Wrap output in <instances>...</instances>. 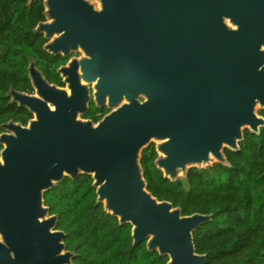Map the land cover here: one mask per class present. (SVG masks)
<instances>
[{"label":"water","instance_id":"95a60500","mask_svg":"<svg viewBox=\"0 0 264 264\" xmlns=\"http://www.w3.org/2000/svg\"><path fill=\"white\" fill-rule=\"evenodd\" d=\"M34 0H30L29 3ZM45 0L36 31L44 48L86 56L59 69L69 88L51 84L30 57L36 93L11 88L27 107V125L2 124L0 264H72L44 193L65 176L90 174L97 203L132 225L133 244L167 255V264H205L194 232L213 214L184 215L147 188L142 150L171 180L191 167L229 164L245 130L264 116V0ZM110 111L97 123L79 117L89 88ZM143 99H142V98Z\"/></svg>","mask_w":264,"mask_h":264},{"label":"trees","instance_id":"16d2710c","mask_svg":"<svg viewBox=\"0 0 264 264\" xmlns=\"http://www.w3.org/2000/svg\"><path fill=\"white\" fill-rule=\"evenodd\" d=\"M0 0V133L13 120L27 124L33 117L25 106L11 102V88L32 93L30 57L46 78L63 85L57 72L66 62L44 48L47 38L36 31L46 19L44 0ZM94 105L86 116L97 118ZM264 112V111H263ZM264 114V113H263ZM1 149V145H0ZM154 142L142 150L141 165L148 190L159 200L171 201L184 215L212 213V220L194 232L205 264H264V126L247 129L240 148H226L228 163L191 167L186 177L171 180L157 166ZM50 214H57V229L75 253L72 264H167L169 257L150 250L147 241L133 244L132 225L97 203L93 177L82 173L65 178L44 193Z\"/></svg>","mask_w":264,"mask_h":264},{"label":"flooded vegetation","instance_id":"af4514ba","mask_svg":"<svg viewBox=\"0 0 264 264\" xmlns=\"http://www.w3.org/2000/svg\"><path fill=\"white\" fill-rule=\"evenodd\" d=\"M44 2H45V0H44ZM44 21H48V18L46 17V19L44 20ZM44 21H42V22H44ZM43 33V32H42ZM44 34V36H45V33H43ZM49 41V39L47 38V42ZM46 42V43H47ZM45 43V44H46ZM45 46V45H44ZM50 53H52V52H50ZM52 54H54V55H62L64 58H66V62L65 63H63V64H61V65H59L58 66V68H57V72H58V74L60 75V77H61V79H62V81H63V85H58L57 83H53V82H50L47 78H46V76L44 75V73H43V71L39 68V67H37L41 72H42V74H43V76L51 83V84H54V85H56V86H58V87H61V88H69V83L65 80L66 79V77L63 75V73L62 72H60L59 71V69L61 68V67H63V66H68L69 65V63L72 61V60H74V59H77V60H80L81 58H83V57H85L86 56V54H85V52L81 49V48H78L77 50H72L68 55H64L62 52H59V53H52ZM36 65V64H35ZM31 78V77H30ZM31 82H32V79H31ZM83 83L84 84H86L87 86H88V88H89V102H88V108H87V110L85 111V112H83V113H79V117L81 118V119H84V120H92L93 121V123H95V124H97L109 111H110V108L107 106V105H98L97 104V101H96V99H95V92H96V89H95V84H96V81H92V82H86V81H83ZM32 85H33V82H32ZM34 87V86H33ZM23 92H25V91H23ZM27 93H29V92H27ZM34 93H36V90H35V88H34V91L32 92V93H29V94H34ZM142 98V97H141ZM143 99V98H142ZM18 104V103H17ZM95 106V107H97V108H99V109H103L104 111H98L97 113H96V119L95 118H93V117H87L86 116V114H88L89 113V111H90V109H91V107L92 106ZM264 110H260V115H262V116H264V112H263ZM33 114V113H32ZM34 118V114H33V117L31 118V119H33ZM30 120V119H29ZM28 123H29V121H28ZM27 123V124H28ZM27 124H23V125H27ZM248 129V128H247ZM246 129V130H247ZM152 142H154L155 144H156V148H157V143H156V141H152ZM151 142V143H152ZM1 145V149H0V156H1V150L3 149V145L2 144H0ZM226 148H229V147H225L224 148V153H225V149ZM229 149H231V148H229ZM0 239H1V236H0Z\"/></svg>","mask_w":264,"mask_h":264},{"label":"rangeland","instance_id":"374dc122","mask_svg":"<svg viewBox=\"0 0 264 264\" xmlns=\"http://www.w3.org/2000/svg\"><path fill=\"white\" fill-rule=\"evenodd\" d=\"M91 3H93L96 7H99L100 6V2L99 0H89ZM260 110H264V108H262L261 106H258L257 108V112L260 114ZM157 144L160 143V141H156Z\"/></svg>","mask_w":264,"mask_h":264}]
</instances>
